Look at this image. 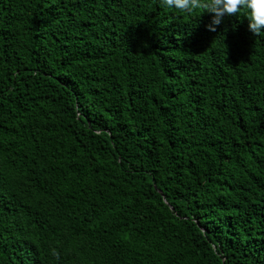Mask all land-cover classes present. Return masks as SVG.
Instances as JSON below:
<instances>
[{"label": "trees", "instance_id": "1", "mask_svg": "<svg viewBox=\"0 0 264 264\" xmlns=\"http://www.w3.org/2000/svg\"><path fill=\"white\" fill-rule=\"evenodd\" d=\"M160 0H0V264H264V33Z\"/></svg>", "mask_w": 264, "mask_h": 264}, {"label": "clouds", "instance_id": "2", "mask_svg": "<svg viewBox=\"0 0 264 264\" xmlns=\"http://www.w3.org/2000/svg\"><path fill=\"white\" fill-rule=\"evenodd\" d=\"M160 5L186 15L194 11L210 13L208 28L212 31L225 17L243 13L251 33H264V0H160Z\"/></svg>", "mask_w": 264, "mask_h": 264}]
</instances>
